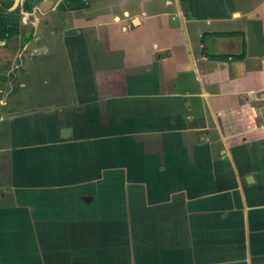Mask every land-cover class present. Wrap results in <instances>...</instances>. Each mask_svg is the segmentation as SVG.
<instances>
[{"label": "crops", "instance_id": "1", "mask_svg": "<svg viewBox=\"0 0 264 264\" xmlns=\"http://www.w3.org/2000/svg\"><path fill=\"white\" fill-rule=\"evenodd\" d=\"M0 264H264V0H0Z\"/></svg>", "mask_w": 264, "mask_h": 264}, {"label": "rangeland", "instance_id": "2", "mask_svg": "<svg viewBox=\"0 0 264 264\" xmlns=\"http://www.w3.org/2000/svg\"><path fill=\"white\" fill-rule=\"evenodd\" d=\"M69 44V55L71 56L72 60L77 62L69 65L67 59H64L63 57L57 59L55 57L45 58L46 60H48L47 62H45L47 63V65H45L44 67H39V69L41 71V76L48 79L49 84H41L39 86L40 88H43V91L48 90L49 93V91H51L53 88L54 91L56 90L55 92L60 91V89L62 88L66 91V89L68 90L69 87L74 86L73 82H77L81 86H85L83 85L84 82L89 83V79H94V75L91 73L90 68L87 67V62L82 63V61L84 62L87 59V50L81 49L78 51V46L75 47L72 44ZM37 79L43 80V78L41 77ZM45 97V99L43 98L42 104L44 103V101L47 102L48 99L51 100V98H53L47 96V94L45 95ZM34 116H40V119L46 118V114H41V112Z\"/></svg>", "mask_w": 264, "mask_h": 264}, {"label": "trees", "instance_id": "3", "mask_svg": "<svg viewBox=\"0 0 264 264\" xmlns=\"http://www.w3.org/2000/svg\"><path fill=\"white\" fill-rule=\"evenodd\" d=\"M244 55V53L243 54H239L237 57H242Z\"/></svg>", "mask_w": 264, "mask_h": 264}]
</instances>
